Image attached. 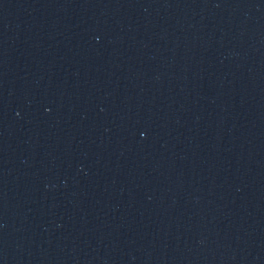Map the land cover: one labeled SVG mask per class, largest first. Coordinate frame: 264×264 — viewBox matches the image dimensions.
Returning a JSON list of instances; mask_svg holds the SVG:
<instances>
[{
    "label": "water",
    "instance_id": "1",
    "mask_svg": "<svg viewBox=\"0 0 264 264\" xmlns=\"http://www.w3.org/2000/svg\"><path fill=\"white\" fill-rule=\"evenodd\" d=\"M0 264H264V0H0Z\"/></svg>",
    "mask_w": 264,
    "mask_h": 264
}]
</instances>
